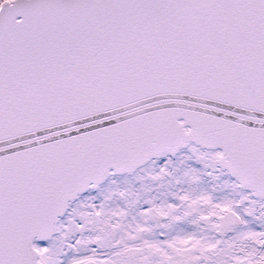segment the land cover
Returning <instances> with one entry per match:
<instances>
[{"label":"snow or ice","instance_id":"snow-or-ice-1","mask_svg":"<svg viewBox=\"0 0 264 264\" xmlns=\"http://www.w3.org/2000/svg\"><path fill=\"white\" fill-rule=\"evenodd\" d=\"M0 264H264V0H0Z\"/></svg>","mask_w":264,"mask_h":264}]
</instances>
